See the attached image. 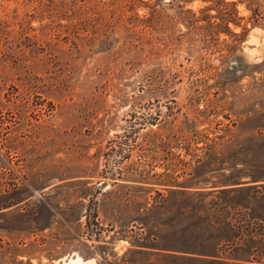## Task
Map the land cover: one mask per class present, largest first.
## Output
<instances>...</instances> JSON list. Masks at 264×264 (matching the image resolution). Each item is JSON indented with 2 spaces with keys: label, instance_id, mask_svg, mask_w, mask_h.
I'll use <instances>...</instances> for the list:
<instances>
[{
  "label": "rangeland",
  "instance_id": "1",
  "mask_svg": "<svg viewBox=\"0 0 264 264\" xmlns=\"http://www.w3.org/2000/svg\"><path fill=\"white\" fill-rule=\"evenodd\" d=\"M0 264H264V0H0Z\"/></svg>",
  "mask_w": 264,
  "mask_h": 264
},
{
  "label": "trees",
  "instance_id": "2",
  "mask_svg": "<svg viewBox=\"0 0 264 264\" xmlns=\"http://www.w3.org/2000/svg\"><path fill=\"white\" fill-rule=\"evenodd\" d=\"M231 18V13L230 12H227L225 13V15L222 16V23L223 25L220 26V28H222L221 30L230 34L231 36H237V34L235 32H233L229 26H228V22Z\"/></svg>",
  "mask_w": 264,
  "mask_h": 264
}]
</instances>
